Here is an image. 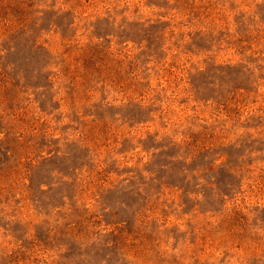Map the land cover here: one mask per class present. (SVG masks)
Here are the masks:
<instances>
[{
  "label": "rangeland",
  "instance_id": "obj_1",
  "mask_svg": "<svg viewBox=\"0 0 264 264\" xmlns=\"http://www.w3.org/2000/svg\"><path fill=\"white\" fill-rule=\"evenodd\" d=\"M0 264H264V0H0Z\"/></svg>",
  "mask_w": 264,
  "mask_h": 264
}]
</instances>
